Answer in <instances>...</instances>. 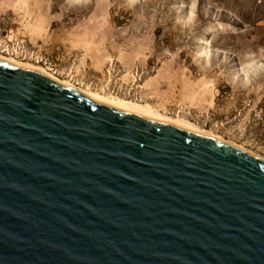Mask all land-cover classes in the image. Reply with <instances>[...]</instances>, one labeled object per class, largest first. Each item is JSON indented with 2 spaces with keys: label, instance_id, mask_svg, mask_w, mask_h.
Wrapping results in <instances>:
<instances>
[{
  "label": "water",
  "instance_id": "1",
  "mask_svg": "<svg viewBox=\"0 0 264 264\" xmlns=\"http://www.w3.org/2000/svg\"><path fill=\"white\" fill-rule=\"evenodd\" d=\"M0 264H264V162L0 61Z\"/></svg>",
  "mask_w": 264,
  "mask_h": 264
},
{
  "label": "rangeland",
  "instance_id": "2",
  "mask_svg": "<svg viewBox=\"0 0 264 264\" xmlns=\"http://www.w3.org/2000/svg\"><path fill=\"white\" fill-rule=\"evenodd\" d=\"M259 4L0 0V46L27 59L0 54L193 122L264 158V20L237 19L239 12L264 16Z\"/></svg>",
  "mask_w": 264,
  "mask_h": 264
},
{
  "label": "bare ground",
  "instance_id": "3",
  "mask_svg": "<svg viewBox=\"0 0 264 264\" xmlns=\"http://www.w3.org/2000/svg\"><path fill=\"white\" fill-rule=\"evenodd\" d=\"M0 61H4L7 62L9 64H12L16 67H19L21 69H25V70H30V71H35L38 72L42 75H44L45 77H47L48 79H50L51 81H54L56 83H58L59 85H62L64 87H68V88H72V89H76L77 91L81 92L82 94H84L86 97H88L91 101L98 103V104H103L105 106L111 107L119 112L122 113H128V114H134L137 115L139 117H142L146 120L152 121V122H156L159 124H169L172 126L177 127L180 130L204 137V138H212L213 140L223 143V144H228L231 145L241 151H245L247 153H249L252 156L257 157L258 159L262 160L264 162V158L241 147L238 146L234 143H230L225 141L223 138H221L220 136H217L215 134L209 133L205 130H203L202 128H200L198 125H196L193 122L190 121H185V120H179V119H173L170 118L168 116H166L165 114L159 112L158 110L154 109L151 106L148 105H141V104H137L134 103L132 101L120 98V97H115V96H109V95H104L101 94L99 92L96 91H91L89 89H82L77 87L76 85H74L73 83H71L68 80H62L59 77H57L56 75H54L53 73L49 72L47 69H45L44 67L32 64V63H28V62H22L20 60H17L15 58H11V57H7L5 55L0 54Z\"/></svg>",
  "mask_w": 264,
  "mask_h": 264
},
{
  "label": "built area",
  "instance_id": "4",
  "mask_svg": "<svg viewBox=\"0 0 264 264\" xmlns=\"http://www.w3.org/2000/svg\"><path fill=\"white\" fill-rule=\"evenodd\" d=\"M0 52L2 54H5V55L11 56V57H15L17 59H21V60H26L27 59V54H25V53L24 54L23 53L19 54L17 51H13V50H11V52H10L8 48H4V47L2 48V46H0ZM42 61H43V58H40L39 60L38 59L35 60L36 63H41ZM110 65H113V63L111 62ZM112 67H113V70H114L115 67L114 66H112ZM135 75H137L138 82H139V81H141L142 76L144 75V72H142V71L139 72V70L137 69V70H135ZM76 84L79 85L78 83H76ZM85 88L91 90V83L89 85H86ZM102 93H104V90H102ZM120 93L121 92H119V91L115 92L114 90H112V92L110 94H115L116 96H118V95H120ZM130 93L131 92H128L127 95H130ZM125 94H124V96H125Z\"/></svg>",
  "mask_w": 264,
  "mask_h": 264
},
{
  "label": "trees",
  "instance_id": "5",
  "mask_svg": "<svg viewBox=\"0 0 264 264\" xmlns=\"http://www.w3.org/2000/svg\"><path fill=\"white\" fill-rule=\"evenodd\" d=\"M258 1L260 2V4L257 6L256 11L261 10V8L264 7V0H254V2L256 4ZM254 15H257V18H255L256 16H254ZM254 15H252L251 13L244 14L242 12H239L237 19L239 22L241 21L242 24L245 23V24H249V25H255L257 23V20L258 21L264 20V16H262L261 13L258 12V14H254ZM252 19H254V21Z\"/></svg>",
  "mask_w": 264,
  "mask_h": 264
}]
</instances>
